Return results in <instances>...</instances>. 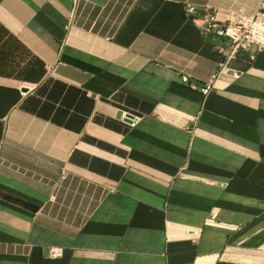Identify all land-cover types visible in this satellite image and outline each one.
Listing matches in <instances>:
<instances>
[{"label":"crops","instance_id":"0c3cea01","mask_svg":"<svg viewBox=\"0 0 264 264\" xmlns=\"http://www.w3.org/2000/svg\"><path fill=\"white\" fill-rule=\"evenodd\" d=\"M261 2L0 0V264H264V50L203 94L185 10Z\"/></svg>","mask_w":264,"mask_h":264},{"label":"built area","instance_id":"2783aa9c","mask_svg":"<svg viewBox=\"0 0 264 264\" xmlns=\"http://www.w3.org/2000/svg\"><path fill=\"white\" fill-rule=\"evenodd\" d=\"M264 1V0H263ZM185 10L192 15L200 27L202 34H213L227 41L218 43V69L212 78L205 82L200 91L206 94L214 85V80L231 70L236 77L240 71L231 68V62L241 53H245L249 61L255 58L258 51L264 50V3L261 2L256 10L248 13L242 6L227 9L210 10L207 6L201 14L191 4H186ZM184 81L187 80L183 76ZM61 248H49V257L60 255Z\"/></svg>","mask_w":264,"mask_h":264},{"label":"water","instance_id":"95a60500","mask_svg":"<svg viewBox=\"0 0 264 264\" xmlns=\"http://www.w3.org/2000/svg\"><path fill=\"white\" fill-rule=\"evenodd\" d=\"M126 117H128V119H129V116H126Z\"/></svg>","mask_w":264,"mask_h":264}]
</instances>
